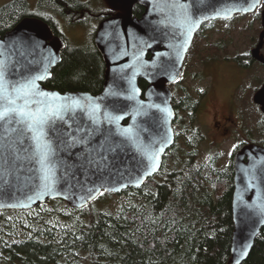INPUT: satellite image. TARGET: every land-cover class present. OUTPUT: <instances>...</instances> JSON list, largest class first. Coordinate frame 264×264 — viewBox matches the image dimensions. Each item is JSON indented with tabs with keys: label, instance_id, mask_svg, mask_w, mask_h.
Masks as SVG:
<instances>
[{
	"label": "water",
	"instance_id": "water-1",
	"mask_svg": "<svg viewBox=\"0 0 264 264\" xmlns=\"http://www.w3.org/2000/svg\"><path fill=\"white\" fill-rule=\"evenodd\" d=\"M143 7L141 18L117 14L101 22L95 35L104 63L103 84L95 94L60 92L44 86L60 60L64 44L43 20L24 17L0 35V71L10 83L35 77V99L57 104L79 101L50 131L51 172L41 170L30 139L0 127V210H26L59 199L81 208L100 193L141 186L158 172L173 143L171 91L195 32L209 19L248 14L264 0H130ZM194 22L187 30L175 5ZM261 32L251 55L264 64V9ZM146 86L141 89L139 82ZM264 114V83L254 94ZM35 107V104H33ZM95 109V112H93ZM121 117L120 119H109ZM130 130V131H129ZM127 133V134H126ZM30 135V134H29ZM153 156V159L149 157ZM247 160L244 162L243 158ZM48 187H45V184ZM264 147L244 146L235 156L231 212L230 263L240 264L264 226Z\"/></svg>",
	"mask_w": 264,
	"mask_h": 264
},
{
	"label": "trees",
	"instance_id": "trees-1",
	"mask_svg": "<svg viewBox=\"0 0 264 264\" xmlns=\"http://www.w3.org/2000/svg\"><path fill=\"white\" fill-rule=\"evenodd\" d=\"M24 17L45 21L25 0L3 5L0 35ZM103 68L91 46H66L44 86L95 94ZM139 85L144 89L146 83ZM262 130L264 146V118ZM189 148L174 142L158 172L141 186L102 192L81 208L54 199L26 210H0V264H231V156L223 164L219 150L202 156L198 146ZM240 264H264V226Z\"/></svg>",
	"mask_w": 264,
	"mask_h": 264
},
{
	"label": "flooded vegetation",
	"instance_id": "flooded-vegetation-1",
	"mask_svg": "<svg viewBox=\"0 0 264 264\" xmlns=\"http://www.w3.org/2000/svg\"><path fill=\"white\" fill-rule=\"evenodd\" d=\"M73 4L63 5V7H58V5L53 2L47 3V7L49 8V13L46 14L43 18L51 29L53 37H58L64 44L63 48L60 51V59L61 53L67 46L64 37L62 36L61 25H67L68 27H80V29L86 33V36L89 35L90 45H85L82 43L79 47L91 46L95 51L99 54L101 62L103 60L101 55L96 47L95 43V35L97 33L98 27L101 22L107 18L113 17L117 14L121 13H129L131 18H141L143 14V7L131 2L130 0H72ZM137 6H140L142 9L137 10ZM39 8V7H38ZM259 11L260 25H261V17L260 13L264 9V2L261 1L260 5L256 8V12ZM249 14V13H248ZM246 14H234L232 17L227 19H209L203 22L199 29L195 32L191 45L186 53L184 58L181 73L176 81L170 83L168 85L171 91V105L174 112V117L172 119L171 127L173 132V143L177 141L184 144V147L189 148V146H198V149L201 150V146H212L213 143H217L219 138L223 136L224 138L229 135L231 136V131L234 133L236 131L241 132L242 139L237 141L233 150L230 153L232 159V168L234 165V156L246 145L255 144L258 146H262L260 143V139L263 138V130H262V119L264 118V114L261 111L260 105L254 103L253 97L254 94L261 88L264 83V78H262L259 82V86L250 87V84H245V89L241 82L237 83L233 92L230 94L229 105L227 108L225 106H219L218 108L215 104L210 106L213 109L211 114L210 121V135L213 136L214 139L208 138L205 133V129L198 123V112L200 109L207 107V102L209 101V97H211V89H212V74L207 73V70L217 71L220 69L228 70V67H234L238 71V73H243L245 75V71H252L253 69L258 70V73L253 77V73L248 74L249 79H254L258 76V74H262L264 71V64L258 62L252 55L251 51L255 48V45L245 52L244 54H237L235 56L227 57V56H215L211 53L210 47H207L208 44L206 41H197L198 37H204V34L213 28L211 24H215L219 21H234L235 19L244 16ZM57 16L60 18L57 20ZM56 17V18H55ZM42 20V19H41ZM262 29V28H261ZM261 32V30H260ZM259 32V33H260ZM84 35V34H83ZM259 36V34H258ZM84 41V40H83ZM220 43V42H219ZM204 45L206 49L210 50L208 52L207 57H203V61L200 62L202 65V72L195 70L194 64L188 65L189 59L194 58L196 60H200L201 51H195L194 48L196 45ZM216 45V43H215ZM218 48H222V45H216ZM204 49V47H201ZM213 48V47H212ZM211 48V49H212ZM263 48L260 49V54L264 57ZM191 53L196 57H190ZM60 62V60H59ZM58 62V63H59ZM57 63V64H58ZM56 64V65H57ZM55 65V66H56ZM54 66V67H55ZM104 66V63H103ZM53 67V68H54ZM52 68V69H53ZM51 69V70H52ZM105 67L103 68L104 73ZM244 71V72H243ZM192 76L196 77V81L201 82V85H195L194 87L189 85H182L180 80L182 77ZM210 77L209 84H203L202 82L205 78ZM50 78V77H49ZM241 79V78H240ZM173 89V90H172ZM173 91H176L177 97L173 96ZM247 92L249 94H247ZM254 110L256 115V123L254 127L251 126H241L243 121V114L247 111L248 108ZM228 111H225V110ZM177 116V119L175 120ZM209 133V132H208ZM172 143V145H173ZM190 149V148H189ZM208 149V148H207ZM201 151L202 156L209 153L211 149ZM213 149V148H212ZM244 162H246L247 158H243ZM233 192V190H232ZM232 202V201H231Z\"/></svg>",
	"mask_w": 264,
	"mask_h": 264
},
{
	"label": "rangeland",
	"instance_id": "rangeland-1",
	"mask_svg": "<svg viewBox=\"0 0 264 264\" xmlns=\"http://www.w3.org/2000/svg\"><path fill=\"white\" fill-rule=\"evenodd\" d=\"M13 0H0V8L11 2ZM28 4V9L30 12H32L34 15L40 14L43 16H46V14L49 13V8L46 6L47 2L43 0H25ZM39 7V8H38ZM254 11L252 13L246 14L244 16H241L234 21H219L215 24H211L213 28L212 30H209L207 33L204 34V37H198L197 41H206L208 46L210 47L211 53L215 56H235L237 54H244L248 50H250L255 43L258 40V34L261 30L260 25V18H259V11ZM56 18V17H55ZM59 20L60 18L57 16L56 18ZM67 25H61V33L64 37V40L67 44V46L73 47V46H80L83 44L90 45V39L89 35L86 36V33H84L80 27H68ZM84 34V35H83ZM84 40V41H83ZM220 42V43H219ZM222 45L221 49H218V46L215 45ZM201 47H204L201 48ZM213 47V48H212ZM212 48V49H211ZM201 51L200 54V60H194L192 61V58L189 59L188 65H193L195 70H198L202 72V65L200 62L203 61V57L208 56V52L210 50L206 49L204 45H196L194 48L195 51ZM264 53V48H263ZM190 57H196L193 53H191ZM228 70L224 71L222 69L217 71L207 70V73L212 74V89H211V97H209V101L207 102V107L200 109L198 112V123L201 124V126L205 129V133L207 134L208 138L211 137V139H214L213 136L210 135V121H211V114L213 112V109L211 106L215 104L218 108L219 106H227L229 105V99L230 94L233 92L236 84L241 82L243 85V88L245 89V84H250V87L259 86V82L262 78H264V71L261 72L262 74H258L256 78L249 79L248 74L253 73V77L258 73V70L253 69L252 71H245V75L243 73H238L234 67H228ZM244 72V71H243ZM241 78V79H240ZM180 83L182 85H189L194 87L195 85H201V82L196 81V77L194 79L192 76H185L182 77L180 80ZM209 84L210 83V77L205 78V80L202 82L203 84ZM247 94H249L247 92ZM211 103V106H210ZM225 111H228L227 109ZM243 123L242 127L244 126H251L254 127L256 123V115L254 110L251 108H248L247 111L243 114ZM209 132V133H208ZM241 132L238 130L236 132L231 131V136L227 135L225 138L221 136V138L217 139V143H213L212 146H201V151L208 149H215L219 150L222 153H224V157L221 160V163L226 164L227 160L229 158V155L231 151L233 150L235 144L237 141L241 140ZM207 149V150H208ZM200 154V153H199ZM201 155V154H200Z\"/></svg>",
	"mask_w": 264,
	"mask_h": 264
},
{
	"label": "snow or ice",
	"instance_id": "snow-or-ice-1",
	"mask_svg": "<svg viewBox=\"0 0 264 264\" xmlns=\"http://www.w3.org/2000/svg\"><path fill=\"white\" fill-rule=\"evenodd\" d=\"M175 7L180 10L184 24L187 25V30L190 32L194 22L184 12L183 5L177 3ZM41 78L35 77L24 82L10 83L5 78L4 72L0 71V127L5 124L16 125V128L12 130L32 141L34 155L41 166V170L46 173L45 179L48 180L47 174L51 172L48 167V160L52 154L48 134L50 131L56 130V123L62 122L66 113L73 111V109L80 110L82 105L79 101L68 103L66 98L65 102L60 104L54 101L48 102L47 96L44 100L37 101L36 97L44 95L37 90L35 83L36 79ZM120 118L109 119L118 120ZM149 158L153 159L154 157L150 156ZM48 186L46 183L45 187Z\"/></svg>",
	"mask_w": 264,
	"mask_h": 264
}]
</instances>
